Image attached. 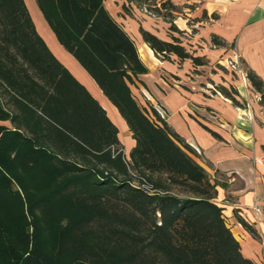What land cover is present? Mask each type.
Returning <instances> with one entry per match:
<instances>
[{"label": "trees", "instance_id": "16d2710c", "mask_svg": "<svg viewBox=\"0 0 264 264\" xmlns=\"http://www.w3.org/2000/svg\"><path fill=\"white\" fill-rule=\"evenodd\" d=\"M131 1L185 33L171 0ZM36 2L136 145L127 159L118 127L52 53L25 0H0V264H259L215 202L220 182L154 105L139 103L135 79L149 69L105 0ZM140 31L160 59L205 64L179 37ZM246 75L264 106V81ZM220 91L246 108L235 88Z\"/></svg>", "mask_w": 264, "mask_h": 264}, {"label": "crops", "instance_id": "0c3cea01", "mask_svg": "<svg viewBox=\"0 0 264 264\" xmlns=\"http://www.w3.org/2000/svg\"><path fill=\"white\" fill-rule=\"evenodd\" d=\"M124 1L126 0H117L120 4L119 7L125 10L122 14L127 16L132 10ZM171 1L178 7L191 2L202 4L204 18L200 21L210 20V22H207L206 26L202 28L199 37L206 41L211 40L212 43L213 37H217L224 43L223 46L216 45L218 49H225V51L238 49L247 69L254 71L264 81V0ZM25 2L39 34L44 38L52 53L99 101L108 117L118 127L119 140L127 159H130V153L135 147L136 141L119 110L105 96L89 73L60 44L36 0H25ZM129 2L135 4L134 1L129 0ZM105 6L136 44L130 31L119 21V16L115 17L107 6V0H105ZM126 10L129 13H126ZM117 11V13L122 12L118 7ZM176 24L181 31L188 29L184 20L176 22ZM138 28V39L145 44L147 43L143 39L141 28L165 41L171 42L173 36L179 37L185 47V33L181 36L179 32L170 29L169 33L164 35L163 31L143 25H139ZM213 45L215 44L213 43ZM186 49L194 56L204 57L205 64L195 66L191 59L180 61L176 56H172L170 60H161L181 67L184 64H190L195 68L204 67L210 63L206 55L201 56L188 48ZM152 52L154 57L159 59L153 50ZM141 60L143 63L145 62L142 58ZM144 64L148 67L149 72L140 74L135 79L134 91L147 92L155 105L151 101L149 103L154 105L160 113L163 111L166 114L162 116L168 124L196 151L193 155L196 161L204 167L211 179L220 182L215 202L223 208L225 220L235 238L241 243L243 254L255 262L263 264L264 106L260 102H256L253 104L254 108L250 105L248 109L237 110L233 101L220 91V87L224 86H220L219 92H217L218 95L221 94L225 97L222 96L223 99L206 98L198 94L191 96L185 93L184 102L179 93L167 91L163 86L165 82L161 75L155 78L146 62ZM232 88L235 87L232 86ZM227 89L231 90V88ZM238 93L239 96L236 97L242 103V100L245 101L244 93L242 90H239ZM258 208L261 209V214H258ZM240 219L251 225L256 236L244 228Z\"/></svg>", "mask_w": 264, "mask_h": 264}, {"label": "rangeland", "instance_id": "374dc122", "mask_svg": "<svg viewBox=\"0 0 264 264\" xmlns=\"http://www.w3.org/2000/svg\"><path fill=\"white\" fill-rule=\"evenodd\" d=\"M125 2L132 10L127 16L122 14L125 10L124 8L121 9V7H119L120 4L117 0H107V6L115 17H117V15L119 16V21H121L128 31H130L136 41L141 56L140 46L144 43L142 40L138 39L139 25L163 31V33H165L164 35H166L169 33L168 30H170L171 23L167 22L162 16L155 14L154 11H151L149 8L150 6L148 5L139 9L136 4H133V2L132 4L129 0L124 1V3ZM115 4H117V6H115ZM117 7L122 12L117 13L119 11H117ZM203 11L204 9L200 3L191 2L179 5V13L175 15L174 24L177 26L176 22H181V20L186 22L189 30H185V47L190 51L196 52L198 55H206L207 59L210 61L208 65L195 68L190 64H184L181 67L168 61H162L160 58L145 60V62L155 78L161 75L164 79L165 84H163V82H161V84H163L165 89L167 91H175L179 93L184 102L185 93L191 96L198 94L206 98L218 97L223 99L224 96L221 94L220 96L217 93L219 92V87L226 86V88H231L232 90V86H234L238 91H243L245 96L243 99L245 101L242 100V103L246 106V109H248L250 108V105L253 106L254 103L260 101V95L253 89L250 82H248L246 75L247 66L243 62V58L238 52V49H230L228 51H225V49H218L217 46L213 45L211 40L206 41L202 37H199L202 28L206 26L205 24L207 22H210V20L200 21L204 18ZM127 12L128 11L126 10V13ZM183 35L184 34H181V36ZM135 94L142 106L147 105V102L149 101L155 105V103L150 100V96L147 92L144 91L143 93L135 91ZM235 109L241 110L245 108L235 107ZM161 113L162 115H166L163 111ZM258 209L260 210L257 211L258 214H261V209ZM262 261L264 264V247Z\"/></svg>", "mask_w": 264, "mask_h": 264}, {"label": "bare ground", "instance_id": "6f19581e", "mask_svg": "<svg viewBox=\"0 0 264 264\" xmlns=\"http://www.w3.org/2000/svg\"><path fill=\"white\" fill-rule=\"evenodd\" d=\"M140 53H141V57L144 60H153L155 59L154 54L152 52V50L150 49V47L147 44H143L142 46H140Z\"/></svg>", "mask_w": 264, "mask_h": 264}, {"label": "built area", "instance_id": "2783aa9c", "mask_svg": "<svg viewBox=\"0 0 264 264\" xmlns=\"http://www.w3.org/2000/svg\"><path fill=\"white\" fill-rule=\"evenodd\" d=\"M144 186V185H143ZM257 211H260L259 209ZM263 247H264V243H263Z\"/></svg>", "mask_w": 264, "mask_h": 264}]
</instances>
